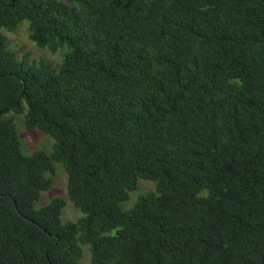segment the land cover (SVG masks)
I'll use <instances>...</instances> for the list:
<instances>
[{"label":"trees","instance_id":"trees-1","mask_svg":"<svg viewBox=\"0 0 264 264\" xmlns=\"http://www.w3.org/2000/svg\"><path fill=\"white\" fill-rule=\"evenodd\" d=\"M23 22L58 70L11 50ZM10 115L52 151L25 155ZM56 165L75 223L63 199L36 206ZM86 250L264 264V0H0V264Z\"/></svg>","mask_w":264,"mask_h":264},{"label":"rangeland","instance_id":"rangeland-1","mask_svg":"<svg viewBox=\"0 0 264 264\" xmlns=\"http://www.w3.org/2000/svg\"><path fill=\"white\" fill-rule=\"evenodd\" d=\"M5 35L9 40L11 50L20 58L26 57L30 63L43 61L52 66L54 70H58L60 67L63 60V51L52 53L48 50L39 49L30 39L27 22L21 23L14 33L5 32ZM10 116L15 119L20 140L22 142V151L25 155L30 156L39 150H44L49 153L52 151L54 145L52 138L44 135L40 130H27L24 125L23 116ZM151 190H154L153 184L147 182L140 183L139 189L133 197L136 198ZM53 199H63L67 201L66 207L62 213V221L64 223H75L83 218L84 215L82 212L67 199V174L61 165H56L52 187L50 190L42 194V197L36 206L37 208H41ZM129 203L128 207H130ZM90 259V252L89 250H86L84 257L82 258L83 264H91Z\"/></svg>","mask_w":264,"mask_h":264}]
</instances>
